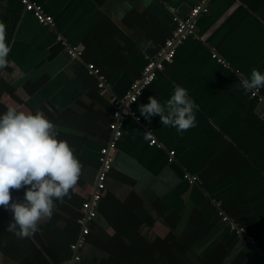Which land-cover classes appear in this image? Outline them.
Returning <instances> with one entry per match:
<instances>
[{"label":"crops","instance_id":"crops-1","mask_svg":"<svg viewBox=\"0 0 264 264\" xmlns=\"http://www.w3.org/2000/svg\"><path fill=\"white\" fill-rule=\"evenodd\" d=\"M34 1L54 18L53 29L25 12L21 0H0V23L7 26L12 49L10 65L0 69V115L9 108L34 113L45 107L59 140L62 135L74 147L72 141L84 138L75 191L87 198L96 183L100 149L110 136L112 98L125 95L158 55L175 28L174 14L186 16L200 0ZM197 34L177 48L173 63L122 118L102 209L79 250V264L107 263L112 252L138 249L141 240L154 243L168 234L167 216L174 214L182 229L190 220L206 224L191 240L193 256L203 258L219 248L224 251L220 264H264V111L241 86L253 68L264 74V0H210L209 12L197 20ZM66 44L82 50V58H71ZM88 63L100 68L109 89L98 88ZM176 85L186 88L198 106L196 126L183 133L163 126L159 115L149 120L139 110L149 97L165 104ZM258 90L264 98V87ZM144 132L161 146H149ZM219 210L254 242L231 231ZM7 211L11 222L13 213ZM7 219L0 221L5 249L0 264H45L6 230ZM73 219L57 210L40 222L42 242L34 236L21 239L35 242L50 264H73L67 242L81 234Z\"/></svg>","mask_w":264,"mask_h":264},{"label":"clouds","instance_id":"clouds-1","mask_svg":"<svg viewBox=\"0 0 264 264\" xmlns=\"http://www.w3.org/2000/svg\"><path fill=\"white\" fill-rule=\"evenodd\" d=\"M6 32L7 26L0 23V69L10 65L12 49ZM241 86L246 93L264 87V74L253 68L249 77L241 78ZM149 101L139 109L147 119L159 115L163 126L174 127L178 133L196 126L198 106L186 88L176 85L163 105L155 97ZM144 133V139L150 140L151 132ZM58 136L57 125L43 112L9 108L0 115V206L13 213L6 230L18 238L34 236L40 222L52 217L54 200L70 198L81 176V162ZM22 188H26L23 201H13L11 190Z\"/></svg>","mask_w":264,"mask_h":264},{"label":"built area","instance_id":"built-area-1","mask_svg":"<svg viewBox=\"0 0 264 264\" xmlns=\"http://www.w3.org/2000/svg\"><path fill=\"white\" fill-rule=\"evenodd\" d=\"M210 0H200L195 6H193L188 14L181 17L178 14H174L173 22L175 28L169 38L165 40L160 47L159 53L155 58L149 59L144 66L141 75L130 86L129 90L122 97H113L112 105V120L109 123L110 136L107 143L100 149L99 152V168L96 177V183L92 188L91 194L81 205V217L78 220L81 226V234L76 242L70 245L72 251H74L73 264H79L82 259L80 249L86 244L87 236L90 234V224L96 219L99 210V204L106 191V182L109 173L112 170L113 163L116 156L117 146L122 138L121 120L124 116L132 113L133 106L137 103L139 98L144 93L145 89L150 86L158 77V74L162 72L166 65L173 63L176 55L177 48L182 45L188 39L199 38L197 34V20L202 14L209 12ZM21 4L24 7V11L31 13L40 24L49 28H54L55 20L52 16L45 13L43 7L36 3L34 0H21ZM61 38H59L60 40ZM66 51L73 59H81L83 51L77 48H73L66 44ZM220 64L226 65L225 61L218 58L216 54L213 55ZM88 73L91 76L97 78L98 88L102 91L109 89L106 78L101 73L99 67L94 63L87 64ZM254 93V94H253ZM251 96L257 99L264 109V98L260 95L259 90H253ZM149 146L160 147V143L156 137L151 133V139L147 140ZM170 159L174 157V152H170ZM190 182L194 183L195 178L190 177ZM219 218L225 222L231 231L236 233L241 238H247L250 242H254L245 228L240 226L237 222L232 220L224 211H218Z\"/></svg>","mask_w":264,"mask_h":264},{"label":"trees","instance_id":"trees-1","mask_svg":"<svg viewBox=\"0 0 264 264\" xmlns=\"http://www.w3.org/2000/svg\"><path fill=\"white\" fill-rule=\"evenodd\" d=\"M42 110L41 111L43 113L45 111V114L49 113L45 107H43ZM60 136H61L60 140L65 141L62 135ZM72 142H75V146L73 147L71 144L69 145L73 149L74 155L79 159L81 158L80 150L83 146L84 138L80 137L79 140L76 139V141H72ZM25 191L26 188H22L20 190L13 189L11 190V193L12 195L14 194L17 196V201L22 202L25 196ZM85 200L86 198L83 197L81 194L76 193L75 190L70 191V198L65 197L63 201L54 200L55 203L54 212L58 210V211H62L63 213H70L74 217L71 225L72 226L77 225L79 229L80 224L78 223V220L81 216V205ZM102 201H103V197L100 201L98 211L102 209ZM5 215L8 217L7 219L8 222H6L5 224L8 225V223H10L11 216L9 215L8 211L5 208L0 206V221L3 222L5 221L4 220ZM167 220H168L167 223L169 224L168 227L170 230L165 237H157L154 243H149L148 241L141 240L140 241L141 244H139L138 249L137 247H135V245H132V247H130L129 250L112 252L113 254L111 255V257H109L107 263L106 262L102 263L99 260L97 261L99 262V264H220L221 263V258L224 254V251L220 250L219 248L203 258L195 257L192 255L193 252L191 251V240L193 238H196L198 236V232L205 228L206 226L205 223L198 224V222L195 221L191 222L190 220L188 223L185 224V227L182 229L180 217L177 216L176 214L172 216H167ZM43 228L44 225L40 224L39 229H43ZM34 237H36L37 240H39V242H42L40 237L38 236V232L34 235ZM127 237L128 238L130 237L131 239L132 236L128 235ZM76 238H77L76 236H72L67 242V245L69 244L71 245V243L74 242ZM19 239L18 238L16 239L18 240L17 242H19V244L20 242L25 244L28 247V250L32 252L33 256L36 259H41L45 264H50L47 258L44 256L43 251L35 245V242L29 239L27 242L21 238ZM132 240L135 244L136 238L134 239V237H132ZM3 247L2 248L0 247V250H3L4 249ZM67 250L70 252L72 251L71 248H68V246H67ZM5 253L8 252L5 251ZM23 253L24 254L27 253L26 249L21 252V254ZM47 253H49L50 255V252L47 251ZM22 256L24 257V255ZM70 256L71 253L68 252V254L65 255V259H69ZM51 257H53L52 254ZM137 258H139L140 260Z\"/></svg>","mask_w":264,"mask_h":264},{"label":"water","instance_id":"water-1","mask_svg":"<svg viewBox=\"0 0 264 264\" xmlns=\"http://www.w3.org/2000/svg\"><path fill=\"white\" fill-rule=\"evenodd\" d=\"M189 12V11H188ZM181 17H184L181 15ZM259 108L262 109L264 111V109L262 108L261 104H259Z\"/></svg>","mask_w":264,"mask_h":264}]
</instances>
